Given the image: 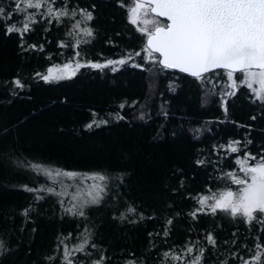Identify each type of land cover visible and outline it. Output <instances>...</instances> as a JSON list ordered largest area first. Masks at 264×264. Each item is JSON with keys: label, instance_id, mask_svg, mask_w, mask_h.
<instances>
[{"label": "trees", "instance_id": "1", "mask_svg": "<svg viewBox=\"0 0 264 264\" xmlns=\"http://www.w3.org/2000/svg\"><path fill=\"white\" fill-rule=\"evenodd\" d=\"M50 1L75 17L0 0V264H184L201 252L200 264L264 261V224L198 211L201 194L236 188L227 174L238 160L264 156V102L242 83L227 95L224 70L201 80L150 59L133 0ZM76 59L75 75L43 79ZM48 169L104 176L99 203L67 211Z\"/></svg>", "mask_w": 264, "mask_h": 264}, {"label": "snow or ice", "instance_id": "2", "mask_svg": "<svg viewBox=\"0 0 264 264\" xmlns=\"http://www.w3.org/2000/svg\"><path fill=\"white\" fill-rule=\"evenodd\" d=\"M134 6L129 10L130 23L136 25L142 22L145 25L152 24L153 27L141 28L142 34L147 36V47L150 59H155L154 54H159L158 63L165 69H179L197 79H204L205 74L216 69H223L231 87H237L236 74L243 77L240 81L246 85L255 95V98L264 102V0H133ZM28 8H40V0H24ZM17 10L20 4L16 5ZM49 9V13H51ZM151 13L154 17H165L167 23H160L156 19L148 20L141 18ZM4 9L0 8V15ZM60 15H67L66 12ZM88 20H92L91 12L85 13ZM58 18V17H57ZM78 26V25H77ZM28 24L23 29H17L14 25L7 28L8 33L26 32ZM87 35H92L91 30H86ZM139 55V53H136ZM125 60L118 62L108 61L107 65L98 63L91 64L93 68H103L114 63L124 64ZM71 66L64 65L65 69ZM81 65L77 64V68ZM116 69L113 68V71ZM74 74V73H73ZM63 76L45 75V81L63 79ZM18 87L23 85L19 80L15 81ZM234 94V93H230ZM95 123V121H93ZM93 124H88L91 128ZM239 142L229 145L232 153L239 149L234 146ZM255 161L249 164V161ZM203 164L204 161H198ZM240 171L244 173L243 178L234 173L227 174L232 182L239 186L238 190H226L212 196H203L199 203L210 208L211 213L218 211L230 214L233 218H243L245 223L253 224L259 222L264 224V156L257 159L254 156L246 155L243 160H238ZM37 171H41L39 165H33ZM51 177V171L43 170ZM75 176V173H61L56 175ZM104 180V176H98ZM33 191V189H28ZM39 189L38 191H42ZM48 192L54 189L48 188ZM102 191V189H101ZM91 203H99L100 193H88ZM212 200L214 203L209 204ZM89 201H85V204ZM83 206V205H82ZM75 207V205L73 206ZM203 208L198 209L202 211ZM71 212L72 209H67ZM132 212L134 209L129 208ZM79 215H84L83 211ZM195 216V213H193ZM123 218V217H122ZM209 243L215 245L216 241L212 235L207 237ZM0 243V247H2ZM260 247V245H257ZM83 250V245L79 249ZM192 251L191 248L188 249ZM65 255L68 253L66 251ZM167 253L165 256L167 257ZM203 252L196 257L193 264H200ZM257 264H264L261 256L257 254L253 258ZM68 264H72L71 261ZM103 264V258L94 262ZM245 264H248L245 261Z\"/></svg>", "mask_w": 264, "mask_h": 264}, {"label": "rangeland", "instance_id": "3", "mask_svg": "<svg viewBox=\"0 0 264 264\" xmlns=\"http://www.w3.org/2000/svg\"><path fill=\"white\" fill-rule=\"evenodd\" d=\"M35 2H36V0H33V3H35ZM40 4L42 6H45L46 13L51 19L58 20V19H60L61 17H64V16L71 15L72 17H75V15H76V14H70L67 9H56L54 7V5L51 3L50 0H40ZM133 6H134V3H132L130 8L133 7ZM130 8H129V10H130ZM49 9L52 10L51 13H49ZM62 12H66L67 15H60V13H62ZM141 18L142 19H148V20L156 19L160 23H162V24L164 23L163 19H161V18H159L157 16L154 17L151 13H149V15H147V16H144L143 15V11H141ZM81 21H83V20H81ZM74 27L76 29L75 30L76 33L79 36H81V37L87 35L86 34V30H89L85 24H82L81 22H77V21L75 22ZM136 27L139 30L141 28H144V27H147L148 29H151L153 27V25L152 24L145 25L142 22H138L136 24ZM118 61H120V60H118ZM118 61H116V62H118ZM66 64L70 65L71 67L68 68V69H65L64 65H66ZM77 64L82 65V62L76 59V60L70 61L68 63H65L63 65L52 67L51 68L52 75L63 76V77H71V76H73V75H75L77 73V70H78ZM114 65L118 66L119 63H114ZM47 75H49V70L47 72ZM226 76H227V74H226ZM239 76L243 79V77L241 75H239ZM239 76H237V74H236V77H239ZM240 83L241 82L237 79V84L239 85ZM224 87H225V89L227 91L226 92L227 95H229L230 93L234 92V90L237 88V87L236 88L231 87V81H229L228 78H227V81H226ZM243 159L244 158H242L241 160H243ZM249 164H251L250 161H249ZM47 171H51L53 173L52 177H54L56 180H59V179L61 180V182L58 181L59 182V187H60L59 190H58V193L60 194V196L62 198H66L67 199L71 209L72 208L73 209H78L82 205H85V201H89L90 202L91 201V197L88 196L89 192H92L93 194H95L97 191H99L100 197L102 196L103 181L98 178L99 175L71 172V173H75L76 175L72 176V177H68V176L63 175V174L56 175V171L55 170L48 169ZM61 173H66V172H61ZM233 173L236 174L237 176L241 177V178H243V176H244V173L240 171V168L237 171L233 172ZM238 188H239V186L237 185L236 188H223V189H220V190H217V191H214V192L201 194L198 197V201H200V199L203 196H212L213 194H219L220 192L226 191V190L236 191V190H238ZM101 189H102V191H101ZM208 203L211 204V203H214V201L209 200ZM74 205H75V207H73ZM200 206L202 208H208L207 206H202L201 204H200ZM208 209H210V208H208ZM181 260H182V262L184 264H193V261L195 260V258L192 259V260H187L186 259V255H183ZM253 262H254V260L253 261H249L248 263L251 264Z\"/></svg>", "mask_w": 264, "mask_h": 264}, {"label": "water", "instance_id": "4", "mask_svg": "<svg viewBox=\"0 0 264 264\" xmlns=\"http://www.w3.org/2000/svg\"><path fill=\"white\" fill-rule=\"evenodd\" d=\"M157 17H158V16H157ZM159 18H161V19H163V20H165V21L167 22V20H166L165 17H159ZM146 45H147V38H146ZM157 55H159V54L157 53ZM161 66H162V65H161ZM171 70L181 72L179 69H171ZM218 70H223V69H216V70H213L212 72H214V71H218ZM181 73H183V74H185V75H188V76H191V75H189L188 73H185V72H181ZM209 73H211V72H209ZM209 73H207V74H209ZM205 75H206V74H205Z\"/></svg>", "mask_w": 264, "mask_h": 264}]
</instances>
